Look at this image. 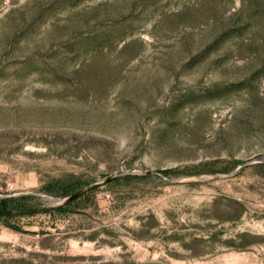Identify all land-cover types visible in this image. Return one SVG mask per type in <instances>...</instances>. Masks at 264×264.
<instances>
[{
    "label": "rangeland",
    "instance_id": "374dc122",
    "mask_svg": "<svg viewBox=\"0 0 264 264\" xmlns=\"http://www.w3.org/2000/svg\"><path fill=\"white\" fill-rule=\"evenodd\" d=\"M20 195L0 264H264V0H0Z\"/></svg>",
    "mask_w": 264,
    "mask_h": 264
},
{
    "label": "trees",
    "instance_id": "16d2710c",
    "mask_svg": "<svg viewBox=\"0 0 264 264\" xmlns=\"http://www.w3.org/2000/svg\"><path fill=\"white\" fill-rule=\"evenodd\" d=\"M28 195H20V196H8V197H0V215L3 214L4 208L8 201L21 199L27 197Z\"/></svg>",
    "mask_w": 264,
    "mask_h": 264
},
{
    "label": "water",
    "instance_id": "95a60500",
    "mask_svg": "<svg viewBox=\"0 0 264 264\" xmlns=\"http://www.w3.org/2000/svg\"><path fill=\"white\" fill-rule=\"evenodd\" d=\"M52 200L55 201V200H57V199H56V198H53Z\"/></svg>",
    "mask_w": 264,
    "mask_h": 264
}]
</instances>
